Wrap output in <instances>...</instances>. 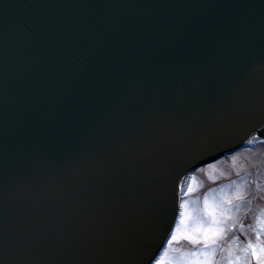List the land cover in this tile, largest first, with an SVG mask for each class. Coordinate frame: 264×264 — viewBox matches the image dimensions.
I'll return each instance as SVG.
<instances>
[{"label": "water", "instance_id": "95a60500", "mask_svg": "<svg viewBox=\"0 0 264 264\" xmlns=\"http://www.w3.org/2000/svg\"><path fill=\"white\" fill-rule=\"evenodd\" d=\"M262 124L264 0H0V264H148L178 167Z\"/></svg>", "mask_w": 264, "mask_h": 264}, {"label": "rangeland", "instance_id": "374dc122", "mask_svg": "<svg viewBox=\"0 0 264 264\" xmlns=\"http://www.w3.org/2000/svg\"><path fill=\"white\" fill-rule=\"evenodd\" d=\"M237 194L243 199H236ZM231 200L232 203L228 204ZM210 210L223 213L228 221L226 235L217 244L205 248V241L194 242L204 235ZM185 213L187 216L185 217ZM264 141L253 138L249 145L215 163L203 166L185 177L182 206L174 232L178 239L168 249V257L182 260L205 252L215 264H228L230 259L244 257L249 243H264ZM259 234V235H258ZM163 248V250H164ZM162 250V251H163ZM253 264H256L253 258Z\"/></svg>", "mask_w": 264, "mask_h": 264}, {"label": "snow or ice", "instance_id": "6c2138e0", "mask_svg": "<svg viewBox=\"0 0 264 264\" xmlns=\"http://www.w3.org/2000/svg\"><path fill=\"white\" fill-rule=\"evenodd\" d=\"M261 134H264L262 132ZM216 154H209L208 158H215ZM206 162V161H204ZM193 164L200 163V161H193ZM181 187H183V182L181 181ZM236 199H243L242 196L237 194ZM232 201L229 200L228 204H231ZM185 217L187 213L184 214ZM228 221L224 218V214H217L215 211L210 210V220L208 223L207 229L204 231V235L201 237H195L191 234H188V238L193 240L194 242H198L200 239L205 241V248L209 246L216 245L218 238L221 235H226V225ZM264 226V225H262ZM179 228L173 232L170 237L167 239V244L171 245L174 241H176L179 233ZM259 235V234H258ZM161 247V245H157V248ZM246 255L244 257H237L234 259H230L228 264H253V258L256 261V264H264V243H249L247 248L245 249ZM214 256V252L212 254ZM212 256H209L207 252L203 255L200 253H195L191 257H185L182 260H177L176 258L168 257V249L164 248L159 254L156 251H151V254L148 255V264H215ZM63 264H73L72 261H64ZM78 264H94L91 261H79Z\"/></svg>", "mask_w": 264, "mask_h": 264}, {"label": "bare ground", "instance_id": "6f19581e", "mask_svg": "<svg viewBox=\"0 0 264 264\" xmlns=\"http://www.w3.org/2000/svg\"><path fill=\"white\" fill-rule=\"evenodd\" d=\"M261 130H264V124H262L261 126H259L257 129H255L251 134H250V138L253 137L254 134H256V132L258 131H261ZM249 138V139H250ZM187 174V171H185L182 176L180 177V180H179V187L181 186V181L183 182L184 181V175Z\"/></svg>", "mask_w": 264, "mask_h": 264}]
</instances>
